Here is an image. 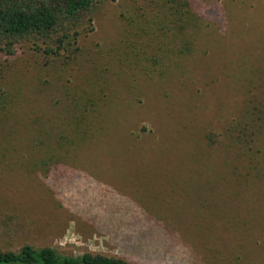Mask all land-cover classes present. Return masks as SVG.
<instances>
[{
	"label": "rangeland",
	"instance_id": "obj_1",
	"mask_svg": "<svg viewBox=\"0 0 264 264\" xmlns=\"http://www.w3.org/2000/svg\"><path fill=\"white\" fill-rule=\"evenodd\" d=\"M165 1L99 0L70 68H40L43 57L28 44L10 58L2 90L21 91L25 109L4 125L18 144L0 158V251L32 245L130 264H264V117L254 164L227 149L208 155L202 137L204 128L228 132L247 108L255 117L264 109V0H187L192 55L160 81L138 78L137 89H127L117 53L141 7L160 20L171 6ZM104 77L124 93L105 135L82 150L68 176H44L21 139L34 120L45 128L64 116L69 101L109 95ZM158 205L180 228L152 244L140 235Z\"/></svg>",
	"mask_w": 264,
	"mask_h": 264
},
{
	"label": "trees",
	"instance_id": "obj_2",
	"mask_svg": "<svg viewBox=\"0 0 264 264\" xmlns=\"http://www.w3.org/2000/svg\"><path fill=\"white\" fill-rule=\"evenodd\" d=\"M98 2L99 0H0V158H5V153L9 154L18 144L7 137L10 128H5L4 125L17 121V114L25 109L24 103H21V91H16L13 87L9 89L12 91L2 90L10 76V58L16 54L19 46L28 44L32 51L43 57L44 62L40 68L72 67L81 55L79 38L83 33L93 30L92 17ZM167 2L171 6L167 7L160 20H156L154 16L148 18L147 6L141 7L139 16L142 19H133L134 25L122 42L123 50L117 53L120 56L116 60L119 70L126 76L120 82L125 83L127 89H137L134 83L138 78L160 81L185 57L192 55L194 42L187 29L194 25L195 16L189 9L185 10L190 8L189 2L167 0L163 2L165 6ZM107 78L104 77V90L109 89V95L104 94V98H96L94 94L77 97L65 105L63 113L61 112L64 116H57L53 121L47 120L48 126L45 128L44 119L34 120L33 129L21 139L24 149L33 157L30 159L31 165L43 170L44 176L53 173L56 178L68 176L70 171L73 172V165L82 163V150L89 143H94L92 139L98 136L102 139L103 133L105 135V128L110 125L107 117L117 107L114 100L124 94L115 86L113 79ZM256 111L247 108L245 120H234L224 134H216L213 128H204L202 137L206 153L209 155L215 151L232 150L235 158H241L238 162L248 159L249 164H254L256 155L261 152L260 149L253 151V146L261 134L262 124L259 122L264 117V109L258 108L261 115L255 117ZM40 123L43 125L41 128L37 127ZM126 137L135 143L136 140L128 133ZM19 162L16 161L15 164H20ZM24 163L30 164L27 161ZM228 182L231 183L230 178ZM167 210L158 205L154 216L145 217L143 221L147 230L140 235L141 238L153 244L154 241H165L169 234L174 237L175 229L179 226ZM164 211L166 213L162 215ZM0 264L130 263L99 253L85 252L77 257L63 256L50 247L23 245L16 252L0 251Z\"/></svg>",
	"mask_w": 264,
	"mask_h": 264
}]
</instances>
